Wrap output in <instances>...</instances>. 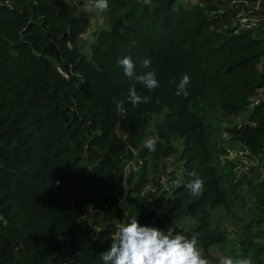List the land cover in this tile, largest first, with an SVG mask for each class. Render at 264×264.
<instances>
[{
	"label": "trees",
	"instance_id": "1",
	"mask_svg": "<svg viewBox=\"0 0 264 264\" xmlns=\"http://www.w3.org/2000/svg\"><path fill=\"white\" fill-rule=\"evenodd\" d=\"M230 2L108 0L88 40L64 0H0V264H103L116 225L133 216L196 236L209 259L226 239L209 221L219 204L264 250V181L257 167L238 174L219 146L225 132L264 162V99L251 101L264 87V40L260 27L234 32ZM126 55L137 74L150 59L159 87L125 76ZM184 74L187 97L176 94ZM132 86L150 101L133 106ZM149 133L155 151L144 147ZM168 166L181 178L169 173L164 188L156 176ZM191 172L204 181L199 197L185 187Z\"/></svg>",
	"mask_w": 264,
	"mask_h": 264
},
{
	"label": "clouds",
	"instance_id": "2",
	"mask_svg": "<svg viewBox=\"0 0 264 264\" xmlns=\"http://www.w3.org/2000/svg\"><path fill=\"white\" fill-rule=\"evenodd\" d=\"M94 7L104 12L109 7L108 0H94ZM117 63L122 67L125 76L144 85L148 91L159 87L156 72L149 67L150 59L145 58L142 61V66L149 69L143 74L136 73L131 56L119 58ZM170 83L175 84L176 81ZM189 83V75L184 74L177 85L176 94L187 97L186 86ZM127 99L133 106L150 101V97L138 94L135 86L129 88ZM113 102L121 117L126 116L124 101L114 98ZM156 142V137H149L144 141V147L155 151ZM189 175L194 178L185 187L192 195L199 197L203 192L204 181L195 172ZM116 228L110 248L100 254L103 264H210L204 250L198 247L196 236L189 239L185 234L174 232L171 228L165 231L154 226L141 225L136 216L116 225ZM219 264H252V261L250 258L225 255L221 257Z\"/></svg>",
	"mask_w": 264,
	"mask_h": 264
},
{
	"label": "rangeland",
	"instance_id": "3",
	"mask_svg": "<svg viewBox=\"0 0 264 264\" xmlns=\"http://www.w3.org/2000/svg\"><path fill=\"white\" fill-rule=\"evenodd\" d=\"M185 2V0H178V3ZM84 11H81L78 15V18L80 19L81 23L83 24L85 28L84 36L88 40H92L94 36V32L100 28H103L106 24V11L100 12L95 7L90 8H84L81 9ZM260 36L264 40V29L261 31H258L254 36ZM263 57H261L259 66H261ZM264 99V87H261L257 90L256 95L252 98V104H256L258 101ZM252 104L250 106H252ZM249 113V109L247 112L240 113L235 117L236 123H241L244 120V114ZM234 117V116H229ZM150 136V133H149ZM155 136V135H154ZM151 137V136H150ZM149 138V137H147ZM221 141L219 146L227 148L228 152L226 157L229 160H233L236 162V170L238 174H244V173H250L253 171V167H257V171L260 173L259 181H264V162H261L260 159H252L247 156V151L240 146L239 144H233L229 141V138L225 132H222L221 138H219ZM224 156H222V160H225ZM128 170V167H126ZM169 171V169H168ZM166 178V176H164ZM164 188H168L170 185V182H164ZM264 186V185H263ZM129 189V184L124 181L121 184H118L116 186V194L119 197L120 203L126 207L127 206V200L125 198L127 190ZM171 192V190L169 191ZM230 190L228 192L227 199L230 198ZM232 208L234 209H240V206L238 203L233 202ZM239 206V207H238ZM238 213V214H237ZM245 213L249 214V216H254L258 218V214L253 213V209L245 211ZM236 215L239 217L244 216V212L238 210L236 211ZM96 217V214L94 212H90V223L93 224V219ZM261 218V217H260ZM259 218V219H260ZM264 218V216H262ZM246 220V219H245ZM209 221L213 226H217L218 228L222 229L225 233V241L220 245L212 246L210 249V258L209 262L210 264H219V260L221 257L225 255L232 256L234 258L236 257H244V258H250L252 261V264H264V250H258L259 248V242L256 241V239H253L251 236H249V233H244L242 229L239 227L240 221L233 216L232 214H228L225 210L224 204H219L211 210V214L209 216ZM188 222V219L186 220ZM241 222H244V217L242 218ZM251 234V233H250Z\"/></svg>",
	"mask_w": 264,
	"mask_h": 264
},
{
	"label": "built area",
	"instance_id": "4",
	"mask_svg": "<svg viewBox=\"0 0 264 264\" xmlns=\"http://www.w3.org/2000/svg\"><path fill=\"white\" fill-rule=\"evenodd\" d=\"M66 3L75 7L77 16L84 8L94 7V0H64ZM148 1V0H144ZM263 0H231L230 8L236 10V13L232 17L231 26L234 28V32H240L241 30H248L253 27H260L264 29V16L257 13L261 9V3ZM80 20V19H79ZM168 164V163H167ZM169 165V164H168ZM169 169V171H168ZM174 173L181 178V170L172 166H168L164 172H160L156 176V181H160L162 184L169 179V173ZM166 176V178L164 177ZM164 185V184H163ZM169 188V187H168Z\"/></svg>",
	"mask_w": 264,
	"mask_h": 264
}]
</instances>
